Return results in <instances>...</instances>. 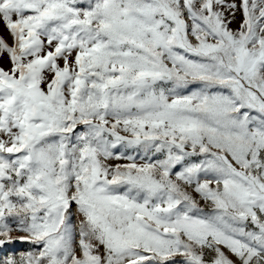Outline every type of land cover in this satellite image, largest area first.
Returning <instances> with one entry per match:
<instances>
[{"label":"snow or ice","instance_id":"obj_1","mask_svg":"<svg viewBox=\"0 0 264 264\" xmlns=\"http://www.w3.org/2000/svg\"><path fill=\"white\" fill-rule=\"evenodd\" d=\"M17 242L0 264H264V0H0Z\"/></svg>","mask_w":264,"mask_h":264},{"label":"rangeland","instance_id":"obj_2","mask_svg":"<svg viewBox=\"0 0 264 264\" xmlns=\"http://www.w3.org/2000/svg\"><path fill=\"white\" fill-rule=\"evenodd\" d=\"M73 223H75V218L73 219ZM28 247L29 245L26 243L17 242V243L9 244L4 249H0V258H3L5 255L9 253H17L19 251L26 250Z\"/></svg>","mask_w":264,"mask_h":264}]
</instances>
